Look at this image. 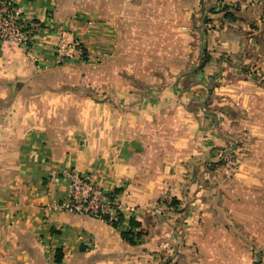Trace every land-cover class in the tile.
I'll list each match as a JSON object with an SVG mask.
<instances>
[{"label":"crops","instance_id":"0c3cea01","mask_svg":"<svg viewBox=\"0 0 264 264\" xmlns=\"http://www.w3.org/2000/svg\"><path fill=\"white\" fill-rule=\"evenodd\" d=\"M216 1L100 0L116 28L128 13L129 25L151 30L146 55L131 52L132 61L176 63L137 74L152 84L129 83L115 68L99 102L42 82L52 47L67 39L60 1H16L39 28L26 46L0 44V264H245L250 237L264 234V82L254 79L264 38L240 31L261 25L250 21L261 5L223 0L238 6L236 20L220 12L204 26ZM165 35L181 43L174 55ZM116 44V59L126 58V42ZM66 171L117 193L127 209L120 227L59 210L66 183L55 179ZM128 230L136 243L122 239Z\"/></svg>","mask_w":264,"mask_h":264},{"label":"rangeland","instance_id":"374dc122","mask_svg":"<svg viewBox=\"0 0 264 264\" xmlns=\"http://www.w3.org/2000/svg\"><path fill=\"white\" fill-rule=\"evenodd\" d=\"M60 3H56L59 7V16L63 19V32L67 33V39L63 41L60 47H52L54 50L53 56L54 60L51 62L49 67L53 70L50 71V78H45L42 82L58 84L59 89H66L70 91L71 94L76 96V98L90 99L91 101L99 102L110 96L109 86L114 84L117 78L115 77L114 69L118 68V76L126 79L129 83H148V76L143 79L142 76H137V74H142L147 68L151 70V74H158L159 72H165L167 66L165 64L174 65L176 61L170 59V61H157L146 59H139L137 61H132L130 58V53L134 55L145 56L146 55V44L144 41L147 40V33L151 30H147L146 22H138L137 25L134 23L132 25L128 24V13H124L122 16L124 20H127L125 27L116 28L114 18L111 20L109 13H106L104 17V11H102L99 5L100 0H58ZM248 1V0H247ZM245 2L246 5H261L256 14L257 20L255 18H250L254 25L255 21L260 22V26L256 25L252 27L247 23L246 28L241 29L242 36H247L253 32H260L256 35L257 38H264V0H249ZM141 2V0H139ZM214 8L220 9V4H217ZM240 5L239 2L233 3ZM229 6V5H228ZM208 7L205 12L208 11ZM220 12H213L209 14V18ZM146 14V13H145ZM140 18V14H139ZM141 20V19H140ZM145 20V19H144ZM212 21V20H211ZM171 25V31L173 34H181V30L174 28ZM212 25V24H211ZM132 26V27H131ZM249 27V28H248ZM179 31V32H178ZM156 36H162L155 34ZM164 38L165 45L164 50L172 51V55L181 46V43L176 42V36L165 35ZM122 37L124 50L126 53V58L116 59V41L118 38ZM256 38V39H257ZM120 41V40H119ZM152 41V40H150ZM158 40H154V45L152 48L155 50V54L162 45L157 44ZM132 42H134L132 44ZM168 42V43H166ZM192 45V44H191ZM260 48L264 49V42H260ZM120 49V47H119ZM153 55V52H149ZM57 59H56V58ZM154 72V74L152 73ZM256 75L254 79H261L264 82V75ZM158 77V76H157ZM107 91V92H106ZM229 157L227 158V160ZM227 160H223L226 164ZM229 161V160H228ZM234 162L233 159L232 161ZM253 227V226H252ZM250 252L246 255L245 264H264V234H258L255 232L250 237Z\"/></svg>","mask_w":264,"mask_h":264},{"label":"built area","instance_id":"2783aa9c","mask_svg":"<svg viewBox=\"0 0 264 264\" xmlns=\"http://www.w3.org/2000/svg\"><path fill=\"white\" fill-rule=\"evenodd\" d=\"M17 0H0V44L10 41L20 46H26L39 28L34 19L23 16ZM66 183L67 197L59 206V210L71 214H82L98 219L110 225L117 220L118 214H125L123 208L112 197L111 191H104L94 183L89 174L66 171L60 179Z\"/></svg>","mask_w":264,"mask_h":264},{"label":"trees","instance_id":"16d2710c","mask_svg":"<svg viewBox=\"0 0 264 264\" xmlns=\"http://www.w3.org/2000/svg\"><path fill=\"white\" fill-rule=\"evenodd\" d=\"M25 1H31V0H25ZM219 3H221V0H218L217 4H219ZM214 9H215L214 7H211L210 9H208L207 14L203 18L204 26L211 24V19L208 16H209V14H212L213 12H215ZM238 11H239L238 6L231 7L228 5H223L218 10V12H222V18L230 20V21L236 20V14ZM203 12H204V10H203ZM202 33L205 34V31L203 30ZM201 53H202V59H201L200 67L203 66V64L206 63L208 60V56H207L206 50L204 48H202ZM116 194L117 193H115V191L111 193L112 197L113 196L116 197ZM176 203L177 202L175 200H171L167 204V206L177 209ZM123 217H124L123 214L117 215V220L113 223V228H118L121 226V224L124 220ZM129 224H130L131 228L138 226V223L133 221V220H130ZM139 236H140L139 233L133 234L131 230L122 231V233H121L122 239H124L128 243H136V239Z\"/></svg>","mask_w":264,"mask_h":264}]
</instances>
